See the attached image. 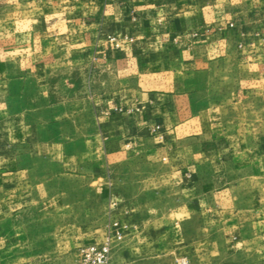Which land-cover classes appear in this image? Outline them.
I'll use <instances>...</instances> for the list:
<instances>
[{
	"label": "crops",
	"instance_id": "1",
	"mask_svg": "<svg viewBox=\"0 0 264 264\" xmlns=\"http://www.w3.org/2000/svg\"><path fill=\"white\" fill-rule=\"evenodd\" d=\"M8 19L49 69L32 83L62 135L37 142L69 226L264 264V0H0V36Z\"/></svg>",
	"mask_w": 264,
	"mask_h": 264
},
{
	"label": "rangeland",
	"instance_id": "2",
	"mask_svg": "<svg viewBox=\"0 0 264 264\" xmlns=\"http://www.w3.org/2000/svg\"><path fill=\"white\" fill-rule=\"evenodd\" d=\"M5 28L6 34L0 36L6 56L5 62L3 58L0 62V79L4 81L0 85V264H96L93 249L105 242L110 247L107 264H130L133 259L135 264H178L180 260L196 264L197 256L189 248L169 241L146 248L138 244L132 255V245L124 242L127 233L116 222L106 229L101 241L95 232L98 229L69 226L71 215L58 208L74 197L50 194L57 186L47 177L61 167L37 142L62 135L53 123L52 85L32 83L37 71L45 77L49 69L32 68L30 54L16 48V36L10 33L14 21L8 19ZM109 41L117 45L114 38ZM24 56L29 62L25 63ZM63 186L61 183L57 190ZM166 189L171 192L169 184ZM171 199L168 197L163 207L169 208ZM84 216L90 218L94 212ZM216 247L222 264V246Z\"/></svg>",
	"mask_w": 264,
	"mask_h": 264
},
{
	"label": "built area",
	"instance_id": "3",
	"mask_svg": "<svg viewBox=\"0 0 264 264\" xmlns=\"http://www.w3.org/2000/svg\"><path fill=\"white\" fill-rule=\"evenodd\" d=\"M93 254L95 255V263L96 264H107L109 259V251L110 247L107 242L98 246V248L93 249ZM92 254H89L91 256ZM178 264H187L185 260H180Z\"/></svg>",
	"mask_w": 264,
	"mask_h": 264
}]
</instances>
